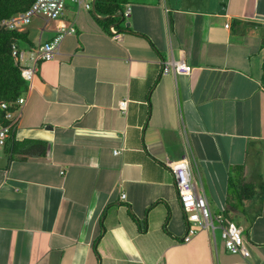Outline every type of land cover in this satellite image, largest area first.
<instances>
[{
	"label": "crops",
	"instance_id": "obj_1",
	"mask_svg": "<svg viewBox=\"0 0 264 264\" xmlns=\"http://www.w3.org/2000/svg\"><path fill=\"white\" fill-rule=\"evenodd\" d=\"M125 3L128 15L109 23L118 40L71 1L58 19L18 28L20 65L58 26L75 32L37 61L0 147V264H264V0ZM170 57L190 74L161 73ZM41 143L45 155H32ZM181 157L210 209L242 228L248 258L226 250L219 229L182 240L164 164ZM232 164L256 186L240 209L225 205Z\"/></svg>",
	"mask_w": 264,
	"mask_h": 264
},
{
	"label": "built area",
	"instance_id": "obj_2",
	"mask_svg": "<svg viewBox=\"0 0 264 264\" xmlns=\"http://www.w3.org/2000/svg\"><path fill=\"white\" fill-rule=\"evenodd\" d=\"M67 1L74 2L85 10L92 9V0H34L27 9L8 18L0 19V26L6 29H18L21 25L27 23L32 16H40L45 20H56L61 15ZM128 13L129 5L123 4L120 15L127 16ZM225 26H228V23ZM74 32L75 27L72 23L68 25L62 24L57 27L56 34L51 39L37 44L31 51L32 64L21 65L20 67L22 78L27 82H31L37 61L52 59L63 36ZM108 33L113 40H118L121 36V32L114 25H109ZM12 54L20 64L23 53L15 44L12 45ZM161 63V73L163 74L177 76L189 75L191 72L190 64L183 59L170 57L162 60ZM24 102L25 97L23 95L19 96L15 101L0 102V147H4L7 144L8 139L11 138L15 131ZM126 103L127 99L121 100L119 108L124 110ZM164 164L172 173L177 198L182 212H184L186 231L182 240L188 241L203 229H208L210 234L214 235V230L219 228L225 249L230 253L248 258L250 252L242 235V228L236 222L226 219L224 209L218 213H213L207 207L204 192L198 190L196 183L192 179L189 159L187 157H181L176 160L166 159ZM215 238L213 237V239Z\"/></svg>",
	"mask_w": 264,
	"mask_h": 264
},
{
	"label": "trees",
	"instance_id": "obj_3",
	"mask_svg": "<svg viewBox=\"0 0 264 264\" xmlns=\"http://www.w3.org/2000/svg\"><path fill=\"white\" fill-rule=\"evenodd\" d=\"M33 1L0 0V19L8 18L15 13L27 9ZM125 2L127 0H95L94 13L101 18L103 17L101 22L104 26L108 27L112 20L120 18L118 14L121 13L122 5ZM18 40L28 41L27 34L18 29H6L0 26V102L15 101L28 88V82L22 78L20 73L21 65L12 54V45L15 44L17 46L16 42ZM260 84L264 89V60L261 65ZM41 144L43 145V149L39 152H31L32 155H45L47 146L43 143ZM255 192V184L247 182L244 179L243 165H229L226 180L225 205L227 207L236 206L240 209L244 201L251 198ZM130 216L135 219V215L131 212ZM99 236L95 239V242Z\"/></svg>",
	"mask_w": 264,
	"mask_h": 264
},
{
	"label": "bare ground",
	"instance_id": "obj_4",
	"mask_svg": "<svg viewBox=\"0 0 264 264\" xmlns=\"http://www.w3.org/2000/svg\"><path fill=\"white\" fill-rule=\"evenodd\" d=\"M125 4H128V3H125ZM128 5H129V4H128ZM204 196H205V195H204ZM205 199H206V197H205ZM206 202H207V199H206ZM207 207L210 209L208 202H207ZM210 210H211V209H210ZM211 212H213V211L211 210ZM213 213H218V212H213ZM183 214H184V212H183ZM218 229H219V228H217V229L214 230V235H212V238L215 237L216 230H218ZM219 235H220V229H219ZM220 238H221V235H220ZM221 239H222V238H221Z\"/></svg>",
	"mask_w": 264,
	"mask_h": 264
},
{
	"label": "rangeland",
	"instance_id": "obj_5",
	"mask_svg": "<svg viewBox=\"0 0 264 264\" xmlns=\"http://www.w3.org/2000/svg\"><path fill=\"white\" fill-rule=\"evenodd\" d=\"M31 18L34 19V20H35V19H38L39 22H42V21H43V19H40V18H38V17H34V16H32ZM32 19H31V20H32ZM242 206H243V205H242ZM240 207H241V206H240ZM217 235H219V232H218V231H217ZM218 239H219V238H218V236H217V240H218ZM218 241H219V240H218Z\"/></svg>",
	"mask_w": 264,
	"mask_h": 264
},
{
	"label": "water",
	"instance_id": "obj_6",
	"mask_svg": "<svg viewBox=\"0 0 264 264\" xmlns=\"http://www.w3.org/2000/svg\"><path fill=\"white\" fill-rule=\"evenodd\" d=\"M94 1L95 0H92V10L94 11Z\"/></svg>",
	"mask_w": 264,
	"mask_h": 264
}]
</instances>
